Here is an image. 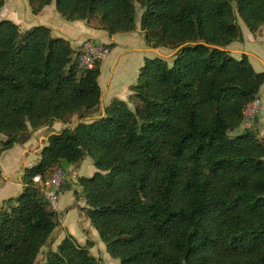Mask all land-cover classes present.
Here are the masks:
<instances>
[{
  "label": "trees",
  "instance_id": "trees-1",
  "mask_svg": "<svg viewBox=\"0 0 264 264\" xmlns=\"http://www.w3.org/2000/svg\"><path fill=\"white\" fill-rule=\"evenodd\" d=\"M27 2L35 15L54 3L68 22L97 18L110 36L134 31L138 5L149 47L181 48L170 65L144 61L129 87L133 109L112 99L85 122L100 106L101 62L83 69L50 28L0 21L1 152L29 131L80 121L48 135L21 193L2 202L0 264L35 263L59 220L33 178L83 157L95 172L77 179L82 210L118 264H264V138L243 127L264 72L227 49L243 42L236 16L251 33L264 24V0ZM91 248L68 234L45 264H98Z\"/></svg>",
  "mask_w": 264,
  "mask_h": 264
},
{
  "label": "rangeland",
  "instance_id": "rangeland-1",
  "mask_svg": "<svg viewBox=\"0 0 264 264\" xmlns=\"http://www.w3.org/2000/svg\"><path fill=\"white\" fill-rule=\"evenodd\" d=\"M12 4H17L19 6V9H17L15 12L19 17V23L21 25H23L24 12H25L26 21L35 18V16L30 12L31 8L27 0H4L3 6L0 7V21L7 20L3 17V14L8 13L7 8L9 7V5L11 6ZM140 14H141V10L139 9L138 5H136V25H139ZM236 17H237V23L242 31L244 40L241 43L235 42L230 44L227 47V49L231 52L232 57L237 60L240 59L241 54L250 53L251 58L249 57L248 58L255 72L258 73L264 72V47L258 45V41L264 40V24L255 33H251L246 28L244 23L239 19V17L238 16ZM53 19L56 20L55 23H58L59 21H64L63 18H61L60 16H56V18ZM92 20L99 24L97 18H92ZM36 25L38 24L34 22L32 26H36ZM18 27L20 28V26ZM113 40L116 45L114 44L107 45L102 43V45L105 46V48H107L108 54H106L102 60H98L99 62L102 61L103 73L100 80L102 89L108 88L109 86L110 90L123 92V88H125L126 84L136 83L139 74V69L143 66V63L146 59H153L156 57L162 58V56H165L164 58L168 62V65L171 64V61L173 59L172 53L174 52V50L156 49L157 52L145 51V50L133 51V50H140V46L134 42L133 37L128 38V36H126L125 34H120V33L115 34ZM72 45H75V43H72ZM144 45L145 47L148 48V46L145 43ZM131 95L132 93L130 94L128 100L124 102H126L128 106L131 109H133L137 104V101L135 99L130 98ZM258 101L261 104V105L259 104L261 109L255 116H253L254 117L253 119H255V123H253V119L250 120L251 115L250 112L247 111V117L249 118L245 120V122L243 123V127L254 128L256 131H258V137L264 138V84L259 90ZM103 108L104 107L101 108V111L103 110ZM251 110H253V107L251 108ZM99 114H100V107L96 113L88 115L87 118L85 119V122L91 121L94 116H98ZM73 116L75 121L74 124L76 123L78 124V122H80L78 120V116L76 114ZM70 120L71 118L69 119V123ZM62 125H68V123ZM59 132H61V129H59L58 127L55 128V131L54 130L52 131L51 127L47 128L46 130L47 135L51 133H59ZM239 132H240L239 130L232 132V136L238 134ZM32 133L33 132L29 131L24 135L26 134L31 135ZM39 137L40 136L37 134L33 135L31 139L25 141L26 143L24 142L25 145L23 146L16 143L15 144L16 146L11 151L7 152L8 154L5 152H1L0 150V163L5 164V162L7 161L8 163H10V166L12 167L11 169H16L18 167L21 168L31 167L35 165L41 156L42 149L47 145V142L39 140ZM4 140L5 137L2 134H0V142ZM0 149H1V145H0ZM23 150H27V152L22 153ZM73 169H71V172ZM76 170H78V173L75 174L74 176L75 185H77V179L79 177H91L93 175V172H95V168L92 165V161L88 157L84 159V161L81 164V167L76 166ZM66 174L70 175L69 173ZM50 177L51 174L45 180L49 179ZM13 182H16V180L13 179ZM15 187L16 185L12 184L10 188H8V190L4 195L5 198L17 197L20 194L19 189ZM40 189L44 191L43 186H40ZM75 191L74 192L68 191L67 193L64 194L63 197L57 194L56 211L58 212L57 214H58L59 224L53 231L50 238L48 239L46 246L43 247L40 253L37 255L34 264H45V254L47 253V251L55 250L56 247L60 244V242L68 235V233L65 231V226L68 228L69 231L76 233L75 236L76 238H78L79 232L83 233L82 236L84 240L81 241V246H85L88 241L92 243V248L90 249V252L97 259L98 264H118L119 263L118 260H114L110 258V256L107 254L105 246L100 241L97 232L92 227L90 228L89 221L85 215V211L84 209L82 210V208L85 207L84 199L83 198L81 199V197L78 196L79 190L76 189ZM81 227H86V228L81 229Z\"/></svg>",
  "mask_w": 264,
  "mask_h": 264
},
{
  "label": "crops",
  "instance_id": "crops-1",
  "mask_svg": "<svg viewBox=\"0 0 264 264\" xmlns=\"http://www.w3.org/2000/svg\"><path fill=\"white\" fill-rule=\"evenodd\" d=\"M17 9H19V6L17 4H12L11 6L9 5V7L7 8L8 13L3 14V17L5 19L15 23L16 25L20 26V28H21L20 30H22V31L28 30L29 28L33 27L32 25L34 22L37 23L38 25H44V26L50 28L51 34L53 37H62V38L69 41L71 49L74 50V52H75V57H76V50L79 48L80 43L84 39H90V40L97 41L100 43H104L107 45H111V44L116 45L114 40H113V37L115 35H111V36L108 35L105 31L100 29V25L97 22H94L92 19L88 20V21H74V22H68V21L63 19L64 21H59L58 23H55L56 20L53 18H56V16H60V15L56 12L54 3L44 7L36 15L33 14L31 12V9L29 8L30 12L35 16V18L32 20L26 21L25 20V12H24V15H23V25L24 26L19 23V17L17 16V14L15 12ZM38 25H36V26H38ZM72 32H73V34H72ZM125 35L128 36V38L133 37L134 42L140 46V50H133V51H144V50L145 51H153V50H155V49L150 48L149 45L146 43L145 36L141 32L139 25H135L134 31H132L130 33H125ZM243 40H244V37H243ZM72 43H75V45H72ZM144 43L148 46V48L145 47ZM258 45L264 47V40L258 41ZM246 54L248 55L249 58H251L250 53L249 54L246 53ZM102 73H103V71H102V61H101L100 75L98 77V85H99L100 90H101V100H100L101 106H99L100 107V113L102 112L101 108L107 106L112 99H121L122 101L128 100V98L131 94L129 87L134 85V84H126L125 88H123V92L122 91L117 92L114 90H110L109 86H108V88L102 89V86L100 84ZM97 117L98 116H94L92 119L97 118ZM74 122H75L74 116L71 117L70 123H68V125H62L59 122H55L52 125L51 130L55 131L56 127H58L61 130L64 129L65 127L72 129L77 124V123L74 124ZM69 126H71V127H69ZM46 130H47V128L38 129L37 131L33 132L30 135L29 139H31V137L33 135L37 134L40 136L39 140L47 142L48 135L46 134ZM28 140H26V141H28ZM25 143H20V144L17 143V144L23 146V145H25ZM15 146L16 145H14L10 150L5 151V153L11 151ZM25 152H27V150L22 151V153H25ZM85 158H87V157H83L76 164L69 165V167L65 170L66 173H69L70 175L66 174L67 179L64 181V183L59 188L56 189L58 195L63 197L64 194L67 193L68 191L74 192L77 189V190H79L78 196L81 197V199L83 198L82 194H81L80 187L75 185V177L74 176H75V174L78 173V170H76V166L81 167V164ZM0 168H1V178H0V206H1V204L4 200L9 199V198H14V197L5 198V196H4L6 191L8 190V188H10V186L12 184L16 185L15 188L19 189V191L21 193V191L23 189V184L21 181V175H22L23 169L26 167H23V168L18 167L16 169H11L12 167L10 166V163H8L6 161L5 164L0 163ZM73 168H75V169H73ZM71 169H73L72 172H71ZM13 179H15L16 182H13ZM70 209H73V208H70ZM56 213H58V212L56 211ZM89 226H90V223H89ZM82 228H86V227H81V229ZM90 228H91V226H90ZM65 231L68 234H70L79 245H81V241L84 240V238L82 236L83 233L79 232V236H78V238H76L75 237L76 233L69 231L66 226H65Z\"/></svg>",
  "mask_w": 264,
  "mask_h": 264
},
{
  "label": "built area",
  "instance_id": "built-area-1",
  "mask_svg": "<svg viewBox=\"0 0 264 264\" xmlns=\"http://www.w3.org/2000/svg\"><path fill=\"white\" fill-rule=\"evenodd\" d=\"M108 54L107 48L102 45V43L93 41L90 39H84L77 49L76 58L79 67L83 69L90 70L94 67L96 61L102 60L104 56ZM260 102L255 99L251 104H249L244 112L245 120H247V111L250 112L252 120L261 109L259 106ZM261 105V104H260ZM253 107V110L251 108ZM247 122V121H246ZM67 179L66 171L64 169L57 168L51 174V177L47 180H42L40 176H35L33 178V183L38 187H44V197L47 200L49 206L56 212L57 208V188H59L64 181Z\"/></svg>",
  "mask_w": 264,
  "mask_h": 264
},
{
  "label": "water",
  "instance_id": "water-1",
  "mask_svg": "<svg viewBox=\"0 0 264 264\" xmlns=\"http://www.w3.org/2000/svg\"><path fill=\"white\" fill-rule=\"evenodd\" d=\"M181 47H178L176 50H174V52L172 53V57L174 56V54L180 49ZM153 51H156L157 50H153ZM165 56H162L163 59ZM103 111V110H102ZM30 138V135L29 134H22L21 137L17 140V143H24L26 140H28ZM70 164H68L65 160H62L61 163H60V167L64 170H66L68 167H69Z\"/></svg>",
  "mask_w": 264,
  "mask_h": 264
}]
</instances>
